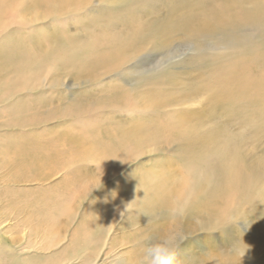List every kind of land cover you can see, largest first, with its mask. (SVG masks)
Here are the masks:
<instances>
[{"label":"rangeland","instance_id":"374dc122","mask_svg":"<svg viewBox=\"0 0 264 264\" xmlns=\"http://www.w3.org/2000/svg\"><path fill=\"white\" fill-rule=\"evenodd\" d=\"M224 1L236 6L2 0L4 264H137L169 231L187 237L174 264H264V60L248 62L264 27L194 33L197 19L225 17H209ZM100 50L114 54L83 60ZM218 56L243 61L246 79L223 83ZM222 149L247 179L228 208L217 193L225 181L200 184L193 173ZM187 196L201 208L186 207Z\"/></svg>","mask_w":264,"mask_h":264},{"label":"bare ground","instance_id":"6f19581e","mask_svg":"<svg viewBox=\"0 0 264 264\" xmlns=\"http://www.w3.org/2000/svg\"><path fill=\"white\" fill-rule=\"evenodd\" d=\"M34 1H42V0H34ZM48 1V0H43ZM52 1V0H51ZM59 1L60 4H67L70 0H55ZM233 3L236 4L235 7L230 8L229 3L227 1H224L225 6V12L219 13L217 11L209 12V17L211 19L216 18L217 16L224 15V18H218L217 20L210 22V24L206 23L203 19H197L196 24L199 25L194 29V33L199 32H205L210 31L212 29H223L222 36L228 35L230 32H235L236 30H242L244 22H250L248 27L251 26L253 28V31H257L258 26L264 27V0H231ZM2 0H0L1 4ZM1 7V5H0ZM209 11V10H208ZM243 13V14H240ZM9 17H12L9 16ZM255 25V27H254ZM263 37L260 41V46L255 48L254 50H250L249 52V59L248 62H259L264 60V28H261ZM110 54H114L111 50H100L97 51L94 54H88L86 52L84 55H82L83 60L86 58L92 59V58H103L106 59ZM106 57V58H105ZM216 60L220 62V69L216 70V76L219 74H227V76H222L220 79L223 80V83L227 81H232L234 76L233 74H243L245 79L247 77L245 72V63L243 61L239 60L238 57L234 58H228L226 60H222L221 56L216 57ZM28 61H26L27 64ZM226 77V78H225ZM219 79V77H218ZM132 136L137 137L136 132H132ZM205 138H192L190 139V142L196 144L199 142H203ZM71 148V147H70ZM104 148V147H103ZM131 146L129 143H122V151L126 153L128 150H130ZM74 149V148H71ZM77 149V148H76ZM75 150V149H74ZM102 152L106 153L108 156L112 158L116 157V151L111 149L110 147H105ZM230 152L227 149H222L220 152H218L215 156L220 157L216 161H212L207 159L206 161L201 160L200 164H197L196 167L193 168V173L197 177L196 180L201 184L204 182H218L221 180L225 181V187L222 190L217 191L219 195H222V199L225 204V208L229 207L230 203L234 200L236 197V192H242V198H245V193L243 190V183L247 180L243 174H240L237 169L236 163H227L228 154ZM103 154V153H102ZM185 184L181 188V192L178 194V198H183V196L186 194V186ZM184 188V191L182 189ZM249 197V196H248ZM157 202L165 203L167 201L166 197H161L160 199H156ZM181 202L188 208H194L197 207L198 209L201 208V204L199 203V200H196V198H187L181 200ZM194 202V203H193ZM193 203V204H192ZM209 203V202H208ZM258 205V204H257ZM259 206V205H258ZM263 207H256L258 211H261ZM197 209V210H198ZM210 208H208L209 210ZM212 209V208H211ZM210 209V210H211ZM209 210V211H210ZM45 213V212H44ZM203 222V221H201ZM206 223V220L205 222ZM3 242L0 239V264H4V256L2 254L3 251Z\"/></svg>","mask_w":264,"mask_h":264},{"label":"clouds","instance_id":"9594fccd","mask_svg":"<svg viewBox=\"0 0 264 264\" xmlns=\"http://www.w3.org/2000/svg\"><path fill=\"white\" fill-rule=\"evenodd\" d=\"M132 202L133 200L127 203L129 210L132 207ZM179 214V212H173L174 216ZM185 239H187V237L181 231H169L158 236L154 240L150 238L142 246L137 264H174L177 251ZM249 247L250 246L246 247V251ZM245 253H241V257H243Z\"/></svg>","mask_w":264,"mask_h":264}]
</instances>
